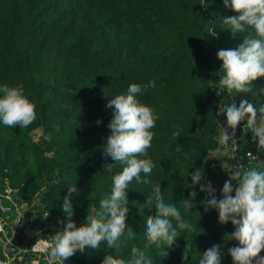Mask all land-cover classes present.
I'll return each mask as SVG.
<instances>
[{
	"label": "trees",
	"instance_id": "16d2710c",
	"mask_svg": "<svg viewBox=\"0 0 264 264\" xmlns=\"http://www.w3.org/2000/svg\"><path fill=\"white\" fill-rule=\"evenodd\" d=\"M235 15L224 0H0V87L22 88L37 114L27 128L0 122V185L13 190L18 202H34L31 232L44 220L56 232L63 229L61 205L70 186L77 189L70 197L77 227L99 209L123 167L102 154L113 114L105 105L111 97L126 94L131 83L156 85L142 88L136 97L158 119L147 156L138 157L153 162L150 174L141 173L149 183L133 179L126 189V224L135 235L128 238L125 232L116 249L101 242L89 254L77 251L70 264H102L107 255L127 262L132 247L144 251L153 264H198L202 253L217 244L221 264H232L227 251L236 242L227 241V234L234 228L231 222L220 224L215 209L204 210L206 193L200 184H192L191 175L201 169V184L210 182L219 199L228 179L224 163L264 171L259 163L264 151L243 121L235 129L236 142L226 146L227 154L215 155L217 122L227 126L225 116L217 115L219 106H239L241 100L257 109L264 105V77L252 82L248 94H228L219 86L223 73L217 52L255 37L250 26L233 33L223 23ZM37 129L40 135L34 140L31 132ZM45 135L51 136L50 142ZM247 152L258 160L247 158ZM154 185L161 187L165 203L174 204L193 225L171 248L163 243L145 248L146 221L155 215L154 207L145 204ZM192 191L197 195L186 212L182 201ZM42 215L46 217L39 220Z\"/></svg>",
	"mask_w": 264,
	"mask_h": 264
},
{
	"label": "clouds",
	"instance_id": "9594fccd",
	"mask_svg": "<svg viewBox=\"0 0 264 264\" xmlns=\"http://www.w3.org/2000/svg\"><path fill=\"white\" fill-rule=\"evenodd\" d=\"M224 5L238 15L223 18V23L233 33L244 32L245 26H250L255 37L244 38L243 43L235 49H221L217 52V59L222 61L223 73L219 86L228 94H248L252 91V82L264 77V0H224ZM209 32L216 35L213 28ZM155 86L154 81H149L147 85L131 83L126 94L111 97L105 105L112 109L113 114L107 125L111 134L107 137L102 154L119 162L123 166L122 171L113 176L110 195L100 199L99 209L87 215L85 223L79 227L72 220L74 211L70 201L72 193L77 189L75 186L67 188L68 195L63 198L61 205L66 217L65 221L60 222L64 225L63 229L51 236L46 247L53 264H64L77 251L84 252L86 247L98 250L101 242L116 249L125 232L128 238L134 237V232L126 224V189L133 179L137 183H149L147 179H141V173L145 176L150 174L153 162L138 157L147 156L154 137L151 129L156 126L158 119L153 109L140 103L136 97L142 88ZM260 93L264 94V89H260ZM221 114L225 116L227 125L224 127L217 122L221 146H227L229 141L236 142L235 129L243 121L244 128L250 130L257 147L264 151V105L257 109L247 100H241L239 106L235 103H222L217 112L218 116ZM36 118V105L28 99L22 88L7 84L0 87V122L3 125L27 128ZM229 129L232 131L229 132ZM43 139L50 142L51 136L45 135ZM215 155L224 156V152L218 150ZM247 158L257 159L251 152L247 153ZM259 163L264 166V162ZM224 164L228 179L221 189V198H217L216 189L210 182L201 184V169H195L192 173V184H200V191L206 193L202 202L205 211L215 209L220 224L231 222L234 231L227 234V241H235L236 246L228 248L227 254L232 264H264V256L259 255L264 250V171L245 168L242 163ZM196 195L192 191L189 199L182 201L181 206L186 212L193 208L192 200ZM145 205L155 209V215L146 221L145 248L153 244L159 247L161 243L171 248L181 232L194 230L193 225L184 219L174 204L165 203L159 185L153 186L152 195L147 198ZM188 255V250L184 249L183 259L187 260ZM221 255V245H214L202 253L198 264H221ZM102 264H153V260L144 251L132 247L131 258L127 262L107 255Z\"/></svg>",
	"mask_w": 264,
	"mask_h": 264
},
{
	"label": "built area",
	"instance_id": "2783aa9c",
	"mask_svg": "<svg viewBox=\"0 0 264 264\" xmlns=\"http://www.w3.org/2000/svg\"><path fill=\"white\" fill-rule=\"evenodd\" d=\"M235 151L233 146L232 152ZM32 215L30 204L18 202L13 190L0 185V264H53L46 247L56 230L43 227L31 232ZM20 236H23L21 246ZM259 255L264 256V250ZM64 264H70L69 259Z\"/></svg>",
	"mask_w": 264,
	"mask_h": 264
},
{
	"label": "rangeland",
	"instance_id": "374dc122",
	"mask_svg": "<svg viewBox=\"0 0 264 264\" xmlns=\"http://www.w3.org/2000/svg\"><path fill=\"white\" fill-rule=\"evenodd\" d=\"M31 134H32V136H33V139L36 140L37 137H38V135H40V130H39V129L34 130V131L31 132ZM218 142H219V141H218ZM218 150H222V151L224 152V154H227V152H228L227 147H226V146H221L220 143H219V149H218ZM223 167H226V165L223 164V165H222V168H223ZM223 169H224V168H223ZM224 170H225V169H224ZM27 203L31 205L32 210H33V212H34V209H33L34 202H27ZM44 218H45V216L42 215V216L39 218V220H43ZM43 227H46V228H52V224H51L50 222H45V220H44V222H41V227H40V229H42ZM53 229H54V228H53ZM55 230H56V229H55Z\"/></svg>",
	"mask_w": 264,
	"mask_h": 264
},
{
	"label": "water",
	"instance_id": "95a60500",
	"mask_svg": "<svg viewBox=\"0 0 264 264\" xmlns=\"http://www.w3.org/2000/svg\"><path fill=\"white\" fill-rule=\"evenodd\" d=\"M93 251H94V250L91 249L90 247H86V248H85V251H84L83 253L89 254V253H91V252H93Z\"/></svg>",
	"mask_w": 264,
	"mask_h": 264
}]
</instances>
